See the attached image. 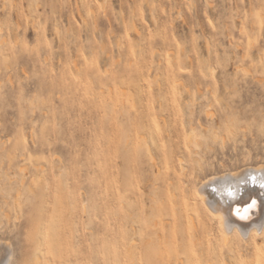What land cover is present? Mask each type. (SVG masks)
<instances>
[{
  "label": "rangeland",
  "instance_id": "obj_1",
  "mask_svg": "<svg viewBox=\"0 0 264 264\" xmlns=\"http://www.w3.org/2000/svg\"><path fill=\"white\" fill-rule=\"evenodd\" d=\"M262 163L264 0H0L4 260L146 264L132 223L155 228L152 201L178 210L167 177L189 198L205 176ZM182 223L189 253L218 236Z\"/></svg>",
  "mask_w": 264,
  "mask_h": 264
},
{
  "label": "bare ground",
  "instance_id": "obj_2",
  "mask_svg": "<svg viewBox=\"0 0 264 264\" xmlns=\"http://www.w3.org/2000/svg\"><path fill=\"white\" fill-rule=\"evenodd\" d=\"M153 21L155 24L157 21L156 16H154ZM144 138L147 149L146 152H151V141L148 134ZM168 140H171L170 135L168 136ZM149 152L147 154L150 158ZM173 155L170 153L167 159L170 165L174 164L175 161L177 162V160H174ZM178 164L183 167V162L181 163L180 159L178 160ZM253 165H245L235 170L223 171L221 173L205 176L197 183L194 195L189 196V198H184L181 194L178 178L172 176L167 177L164 181V186L166 192H171L172 196L178 198V210L171 204H164L167 205L165 207L166 209L160 210V206L158 205L159 208H156L157 206L155 207L154 205L155 202L152 201L150 208L151 213L155 214L159 211L161 217L159 222L154 224L155 228H152L154 222L152 223L149 220H146V227H141L139 224H136L135 219L132 223L135 229L132 246L135 250H140L141 247L143 248L146 259L148 260L146 264L154 263H152L147 254H150L155 247H158L163 252L165 262L160 264H169L170 261H173L174 264H207L208 262H211V264H223L225 259H228L229 264H238L239 256L236 247L239 244H243L247 248L249 246L252 247L254 264H264V218H262L263 220L262 222L260 221V223L250 222L252 218L258 214L261 198L264 199V186H262L264 185V164ZM37 169L38 168H36V170ZM244 183H247V188L245 187L246 190L242 193L241 185ZM209 186L215 189L212 195L208 192L210 191L208 190ZM212 187L210 188L212 189ZM229 192H231L232 195H229ZM38 213L40 214V212ZM15 218H17V216ZM182 221L189 224L192 230L194 229V241L206 239L211 235L210 222H214L217 225L219 230L218 236L214 239L209 238L210 242L208 244L200 242L199 251L201 255H198V250L195 248L192 253H189L186 250L188 246L184 244V237L180 231L182 228L181 225L183 224ZM167 226L169 227L168 231L165 230ZM149 228L150 233L147 234L145 231V239L143 240L144 243L142 246L137 242V235L144 229L148 231ZM5 241L6 240H4V242ZM38 242L41 243V241ZM11 250L14 251L13 249ZM4 252V247L0 245V264H12V260L8 258V255V260H4ZM38 252H40V250H38ZM37 254L38 253H35V260L39 263L41 257ZM134 255L138 254L134 253Z\"/></svg>",
  "mask_w": 264,
  "mask_h": 264
},
{
  "label": "snow or ice",
  "instance_id": "obj_3",
  "mask_svg": "<svg viewBox=\"0 0 264 264\" xmlns=\"http://www.w3.org/2000/svg\"><path fill=\"white\" fill-rule=\"evenodd\" d=\"M262 186H264V185H262ZM229 195H232V193H231V192H229Z\"/></svg>",
  "mask_w": 264,
  "mask_h": 264
}]
</instances>
